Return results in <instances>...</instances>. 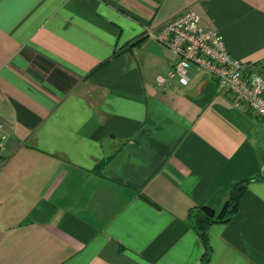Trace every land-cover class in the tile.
Returning a JSON list of instances; mask_svg holds the SVG:
<instances>
[{
	"label": "crops",
	"instance_id": "1",
	"mask_svg": "<svg viewBox=\"0 0 264 264\" xmlns=\"http://www.w3.org/2000/svg\"><path fill=\"white\" fill-rule=\"evenodd\" d=\"M194 8L264 60V0H0V264H264V128L146 36ZM252 179L236 215L208 229Z\"/></svg>",
	"mask_w": 264,
	"mask_h": 264
},
{
	"label": "built area",
	"instance_id": "2",
	"mask_svg": "<svg viewBox=\"0 0 264 264\" xmlns=\"http://www.w3.org/2000/svg\"><path fill=\"white\" fill-rule=\"evenodd\" d=\"M146 36L169 48L177 57L167 74L156 76L158 85L177 80L187 86L191 69L208 72L217 91L232 97L235 107L245 108L262 120L264 128V60L249 62L234 57L218 30L202 23L201 15L189 8L161 26L147 27ZM6 135L0 121V174L4 166Z\"/></svg>",
	"mask_w": 264,
	"mask_h": 264
},
{
	"label": "trees",
	"instance_id": "3",
	"mask_svg": "<svg viewBox=\"0 0 264 264\" xmlns=\"http://www.w3.org/2000/svg\"><path fill=\"white\" fill-rule=\"evenodd\" d=\"M251 180L249 178L240 180L231 188L228 199L220 212L210 207H196L189 211L187 222L197 232L206 248L203 263L209 261L211 252L208 229L214 224L228 223L233 219Z\"/></svg>",
	"mask_w": 264,
	"mask_h": 264
}]
</instances>
